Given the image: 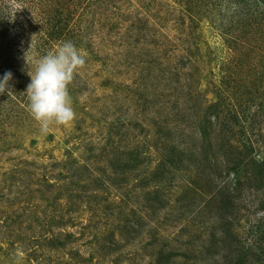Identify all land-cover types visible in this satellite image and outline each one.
<instances>
[{
  "label": "rangeland",
  "instance_id": "rangeland-1",
  "mask_svg": "<svg viewBox=\"0 0 264 264\" xmlns=\"http://www.w3.org/2000/svg\"><path fill=\"white\" fill-rule=\"evenodd\" d=\"M263 2L0 0V264H264ZM68 40L41 134L27 72Z\"/></svg>",
  "mask_w": 264,
  "mask_h": 264
},
{
  "label": "clouds",
  "instance_id": "clouds-1",
  "mask_svg": "<svg viewBox=\"0 0 264 264\" xmlns=\"http://www.w3.org/2000/svg\"><path fill=\"white\" fill-rule=\"evenodd\" d=\"M85 63L86 54L68 40L61 41L28 69L30 83L24 91L28 100L27 110L38 123L41 134L46 135L53 125L66 126L75 120L68 86ZM12 75L6 71L0 78V94L7 91L10 96L13 93L9 87ZM21 258L22 254L18 253L14 264H20Z\"/></svg>",
  "mask_w": 264,
  "mask_h": 264
},
{
  "label": "trees",
  "instance_id": "trees-1",
  "mask_svg": "<svg viewBox=\"0 0 264 264\" xmlns=\"http://www.w3.org/2000/svg\"><path fill=\"white\" fill-rule=\"evenodd\" d=\"M68 17L69 16H67V15H65L64 17H61L60 15H57L56 18H54V17L53 18H51V17L47 18L46 17L47 20L43 24L45 25L44 29H45V34L47 35V39L52 38V40L53 39L55 40V39H57L59 37V34L62 31L66 30V27H67L66 24H67V22H70V19H71V18H68ZM0 72H2V74L5 73L3 71V69H1ZM0 76H2V75H0ZM13 79H15V78H13ZM12 84H14V81L13 80L9 81V86H11ZM5 93H7V91Z\"/></svg>",
  "mask_w": 264,
  "mask_h": 264
}]
</instances>
